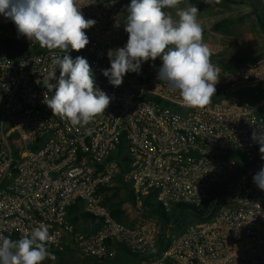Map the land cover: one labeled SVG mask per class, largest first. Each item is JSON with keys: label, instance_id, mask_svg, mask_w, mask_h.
Wrapping results in <instances>:
<instances>
[{"label": "built area", "instance_id": "built-area-1", "mask_svg": "<svg viewBox=\"0 0 264 264\" xmlns=\"http://www.w3.org/2000/svg\"><path fill=\"white\" fill-rule=\"evenodd\" d=\"M78 6L96 21L78 52L42 48L0 15V234L19 240L44 223L52 248L97 261L264 264V191L253 182L264 154L251 139L264 126V52L226 70L220 49L203 38L221 74L211 102L188 108L157 78L159 57L111 85L103 70L110 68L108 51L127 43V5L78 0ZM64 55L84 57L95 87L111 97L86 126L90 133L43 103L53 94L43 85L52 62ZM120 175L134 197L129 206L138 210L133 224L114 217L108 200L122 185ZM146 199L168 212L193 206L203 216L181 229L165 226L145 216ZM82 214L79 220L95 221L93 229L79 227L74 216Z\"/></svg>", "mask_w": 264, "mask_h": 264}, {"label": "clouds", "instance_id": "clouds-1", "mask_svg": "<svg viewBox=\"0 0 264 264\" xmlns=\"http://www.w3.org/2000/svg\"><path fill=\"white\" fill-rule=\"evenodd\" d=\"M182 2L131 0L124 28L127 43L107 53L110 68L103 70V75L111 85L121 86L127 73L139 74L142 63L159 57L162 64L157 78L179 92L185 107L204 108L211 102L221 70L211 63L210 50L203 43V29L197 19L199 9L191 4L178 7ZM80 8L78 0H0V15L14 23L19 35L42 48L61 52L69 47L78 52L89 43L84 30L96 21L85 19ZM166 8L176 10L175 18L164 11ZM43 85L48 93H53L45 94L43 100L53 116L66 119L72 126L85 127L86 133L91 131L86 126L97 115L104 114L111 102V97L95 87L90 64L82 56L75 60L69 55L58 56ZM251 139L264 154V126L257 125ZM253 182L264 191V167L253 176ZM52 239L49 226L44 223L19 240L0 234V264L55 261L56 256L47 247Z\"/></svg>", "mask_w": 264, "mask_h": 264}, {"label": "crops", "instance_id": "crops-1", "mask_svg": "<svg viewBox=\"0 0 264 264\" xmlns=\"http://www.w3.org/2000/svg\"><path fill=\"white\" fill-rule=\"evenodd\" d=\"M122 1L127 5L125 12L128 13L127 8L130 5L131 0ZM190 4L199 9L197 19L203 29V38L208 40L215 47H218L225 60H233L235 56L255 57L259 54L254 53L253 55L250 53L256 46L253 42L255 38L252 28L249 27L246 29V27L237 28L232 26L235 22L233 21V17L230 18L228 12L224 10L223 7L226 6L224 0H211L209 3H205V0H183L178 7L185 8ZM171 10L175 16L176 10ZM217 18H220V20H217ZM223 20H225L226 23L219 29H215L214 25ZM208 35L210 37H208ZM245 50H249V53H245ZM122 190L125 193L126 198H128L127 191L125 189ZM121 209L123 210L122 221L128 224H133L137 219L138 210L133 206H129V199H126V201L122 203ZM78 224L82 229L91 230L95 226V221L82 218L81 220H78Z\"/></svg>", "mask_w": 264, "mask_h": 264}, {"label": "rangeland", "instance_id": "rangeland-1", "mask_svg": "<svg viewBox=\"0 0 264 264\" xmlns=\"http://www.w3.org/2000/svg\"><path fill=\"white\" fill-rule=\"evenodd\" d=\"M223 8L228 12L230 18L233 17L235 24L232 26L237 28L246 27V29L249 27L252 28L255 38L253 42L256 46L250 53L253 55L254 53H259L258 55L263 53L264 32L262 31L261 27H259V22L256 14L254 13V9L257 8L264 18V0H236V2L233 3L226 2V6ZM217 20H220V18H217ZM208 37L210 36L208 35ZM245 53H249V50H245ZM255 57L248 56L247 58L253 59ZM120 199H126V195L123 190L111 200V204H113V202L119 201ZM156 207L157 210L161 209V206L159 205ZM185 219L189 221H197V218L190 212L186 213ZM49 250L56 256V260L52 261L50 259H46L43 264H138L137 259L131 256H121L112 260L96 262L91 258L81 255L76 250L67 249L65 251H59L55 248Z\"/></svg>", "mask_w": 264, "mask_h": 264}, {"label": "trees", "instance_id": "trees-1", "mask_svg": "<svg viewBox=\"0 0 264 264\" xmlns=\"http://www.w3.org/2000/svg\"><path fill=\"white\" fill-rule=\"evenodd\" d=\"M224 1L232 2V3L236 2V0H224ZM254 13L256 14L258 22H259V25H260L262 31L264 32V18H263V16L260 14V12H259V10L257 8L254 9ZM225 23H226L225 20L220 21V22H218L217 24L214 25V28L215 29H219ZM9 49H13V46H9ZM247 60H248V58L245 57V56H235V58L233 60H230V61L225 60V59L222 60L221 64H222L223 68L226 69V70H234L235 68H237L238 66H240L241 64H243ZM122 180H123V176L122 175L118 176V181L121 182ZM122 189H125L127 191L128 198H126V199H131V200L134 199V197L130 193L129 187L127 186V184L125 182L122 181V185L116 187L115 193L108 200H111L112 198L117 196L118 193L122 191ZM126 199H120L117 202H113V204L111 206V210H112V213H113L114 217H116L120 221L123 220V218H122L123 217V212H122V209H121V205H122L123 202L126 201ZM145 205L149 206V209L145 208L146 209L145 210V216H157L163 221L165 226H167L168 224L173 222L174 225L176 227L180 228V229L183 228L186 225V223H187V220L185 219V216H186L187 212L192 213L197 219H201L202 216H203V212L198 211L193 206H186V205H182L181 204V205H178L177 207H175L172 211L168 212V211L164 210L162 207H161L160 210H157L156 206L158 204H155V203L151 202L149 199L145 200ZM77 207L78 206H75V208H77ZM83 215L84 214L74 216V220L78 221L80 219V217L83 216ZM47 247H48V249H52V246H50V245H47ZM93 260L96 261V262H99L96 259H93Z\"/></svg>", "mask_w": 264, "mask_h": 264}]
</instances>
